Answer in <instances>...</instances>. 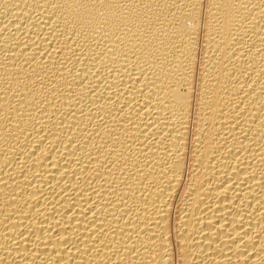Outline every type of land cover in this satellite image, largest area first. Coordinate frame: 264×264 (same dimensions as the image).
Listing matches in <instances>:
<instances>
[{
	"label": "bare ground",
	"instance_id": "obj_1",
	"mask_svg": "<svg viewBox=\"0 0 264 264\" xmlns=\"http://www.w3.org/2000/svg\"><path fill=\"white\" fill-rule=\"evenodd\" d=\"M0 264H264V0H0Z\"/></svg>",
	"mask_w": 264,
	"mask_h": 264
}]
</instances>
